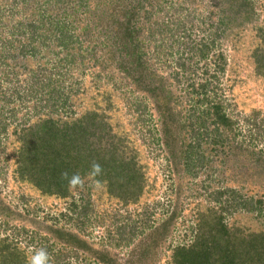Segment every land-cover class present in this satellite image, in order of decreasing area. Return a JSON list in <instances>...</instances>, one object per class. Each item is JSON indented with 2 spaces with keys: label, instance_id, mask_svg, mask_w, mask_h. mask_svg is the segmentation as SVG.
Instances as JSON below:
<instances>
[{
  "label": "rangeland",
  "instance_id": "1",
  "mask_svg": "<svg viewBox=\"0 0 264 264\" xmlns=\"http://www.w3.org/2000/svg\"><path fill=\"white\" fill-rule=\"evenodd\" d=\"M45 1L0 0V250L18 249L11 264H27L39 248L51 264H172L200 215L221 216L239 238L264 233V78L253 61L264 0ZM41 12L54 20L32 29L27 16ZM49 23L66 24L68 39ZM114 31L130 45L121 48ZM203 80H212L210 95L238 135L215 145L200 136L188 167L183 149L194 133L175 128L173 117L165 138L160 113L194 124L185 88ZM85 111L108 129L89 138L84 155L92 159L73 164L83 172L96 156L133 157L144 179L138 197L133 189L112 194L104 180L61 199L20 180L25 130Z\"/></svg>",
  "mask_w": 264,
  "mask_h": 264
},
{
  "label": "trees",
  "instance_id": "2",
  "mask_svg": "<svg viewBox=\"0 0 264 264\" xmlns=\"http://www.w3.org/2000/svg\"><path fill=\"white\" fill-rule=\"evenodd\" d=\"M81 1L79 5L82 4ZM44 3L57 6L58 3H63V0H46ZM61 12L65 14V19H70L71 15L68 14L66 9L62 8ZM47 16H49L47 13L42 12L38 17L27 16L29 26L35 29L36 21L40 22L39 25L41 26V23L48 19L51 23L54 19L47 18ZM50 25L57 30L56 35L60 41L68 39L69 34L66 32V24L55 23ZM118 34L115 31L111 33V39L118 41L119 45H122L121 48L129 46L128 40L121 42ZM262 43V46L254 51L253 61L256 74L264 78V40ZM200 54L201 57H204L203 52L199 51ZM187 85V88H185L188 91L186 93L187 98L194 104L188 109H191L189 112L193 114H190V118L194 119L195 123L190 124L188 122L186 124L180 117H175L174 113L166 114L164 109L160 113L162 116L161 131L158 130V132L165 138H169L171 136L170 125L174 117L175 120L172 124L175 125V128L183 129L182 126H184L191 133H194L188 147L186 146V149H183L181 146L183 153L186 154L185 165L189 167L190 156L192 157L190 151L202 148L200 136H206L209 144L215 145L224 140L235 139L238 133L234 128L235 122L232 120L231 114H227L220 101L217 102L218 100L210 95L211 92H214L212 80H203ZM157 91H155V97ZM159 100L158 98L156 102L158 103ZM157 103L155 104L156 107L158 106ZM162 103L160 104L161 107H165L166 104ZM167 117L172 118V120L167 119ZM209 119L210 122L208 123ZM57 121L43 119L25 130L24 136H22V151H25V153L20 151L22 158L19 159L18 173L21 181L28 182L42 194L67 199L72 196L68 191L67 182L61 179V173L67 171L70 175L76 172H79L81 176L86 175L88 171L81 172L73 162L76 158L90 157L92 159L93 154L91 156L84 155L89 150V138H100L103 134L105 135L107 126L102 121L101 115L98 116L95 112L89 111H85L80 118L61 123ZM248 121L253 123L252 119ZM206 123L211 128H208ZM202 144L206 145L205 142ZM95 158L93 161L99 162L104 170L103 175L97 179L101 182L107 180L109 191L113 192L117 188L133 189L135 196H139L144 188V179L140 175L141 170L136 165L135 160H132L133 157L129 159L121 153V159L117 158L112 162H106L104 156H96ZM200 216L202 217L200 218ZM200 216H197L199 218L197 219L193 241L187 246L180 244L173 249L172 264H264V233L239 238L237 235L239 236L240 232H230L221 216ZM6 250L8 252L1 256V260L5 264H11L15 259L14 255L19 251L17 248H6L0 250V254ZM16 260L18 263L21 262L19 258H16Z\"/></svg>",
  "mask_w": 264,
  "mask_h": 264
},
{
  "label": "clouds",
  "instance_id": "3",
  "mask_svg": "<svg viewBox=\"0 0 264 264\" xmlns=\"http://www.w3.org/2000/svg\"><path fill=\"white\" fill-rule=\"evenodd\" d=\"M103 171L102 165L93 161L85 176H81L79 172L70 175L67 171H64L61 173V179L67 182L69 192L83 191L89 182V186L100 187L101 181L97 178L103 175ZM27 264H51L50 253L46 248L35 249L32 255L27 257Z\"/></svg>",
  "mask_w": 264,
  "mask_h": 264
}]
</instances>
